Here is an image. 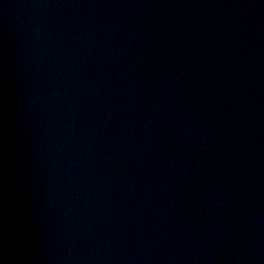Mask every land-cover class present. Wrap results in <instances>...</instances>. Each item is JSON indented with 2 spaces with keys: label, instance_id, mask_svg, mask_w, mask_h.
Returning a JSON list of instances; mask_svg holds the SVG:
<instances>
[{
  "label": "water",
  "instance_id": "1",
  "mask_svg": "<svg viewBox=\"0 0 264 264\" xmlns=\"http://www.w3.org/2000/svg\"><path fill=\"white\" fill-rule=\"evenodd\" d=\"M0 264H264V0H0Z\"/></svg>",
  "mask_w": 264,
  "mask_h": 264
}]
</instances>
